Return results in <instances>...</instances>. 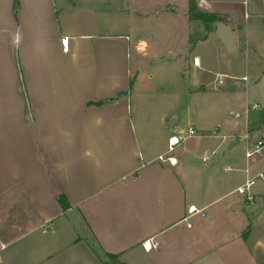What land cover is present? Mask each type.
Instances as JSON below:
<instances>
[{
	"label": "crops",
	"instance_id": "1",
	"mask_svg": "<svg viewBox=\"0 0 264 264\" xmlns=\"http://www.w3.org/2000/svg\"><path fill=\"white\" fill-rule=\"evenodd\" d=\"M195 3L232 28L233 51L189 17L188 0H0V264L23 249V264H264V184L252 201L235 191L254 163L233 138L248 119L224 138L210 131L211 149L225 143L214 164L241 172L228 188L213 165L187 169L182 145L168 154L174 134L137 127L132 115L135 65L161 34L182 39L170 61L189 71V126L207 127L220 87L259 105L250 89L264 80V1ZM180 4L182 26L170 17ZM192 205L200 211L185 219Z\"/></svg>",
	"mask_w": 264,
	"mask_h": 264
},
{
	"label": "rangeland",
	"instance_id": "2",
	"mask_svg": "<svg viewBox=\"0 0 264 264\" xmlns=\"http://www.w3.org/2000/svg\"><path fill=\"white\" fill-rule=\"evenodd\" d=\"M162 1L163 0H142L143 5L149 8L150 5H152V8H156ZM176 1L180 2L181 0ZM181 7L180 4L177 12L170 14L171 21L176 19L180 22L179 26L183 25ZM115 19L116 17L106 19L105 21L113 23ZM140 24L144 27L147 26L146 22H141ZM171 36L173 37L169 38L161 34L155 40L149 38L146 43L149 55L147 54V56H144L142 63L138 62L137 66L135 65L138 70L136 76L138 96L135 106L136 111H134L133 108L132 115L135 118L137 127L142 125L147 130L151 131V133L163 129L166 134H174L181 139L182 135L187 131L189 124L195 122L197 107L194 105L192 95L189 96L193 87L191 85V79L189 78L188 69L187 72L183 73L180 67L177 68V63L170 61V59L175 57L173 54V52L176 51L175 48L182 42L181 36L180 38L179 36L174 37V34H171ZM132 68L131 73L133 75L135 73L134 64H132ZM221 89L224 88L220 87V89L217 90L218 99L216 113L212 115L207 127H199L196 125L194 128L196 133L183 140L181 139L179 144L174 147V150L168 154H175L177 146L182 145L188 151L185 153L184 158L188 166L191 167L187 169H191L192 166H195L198 171H202L203 174L206 175V170H208L210 165H213L211 167L212 173H215L216 176L224 177L228 188H231L241 181V177L238 176L241 172L223 171L222 167L225 166L226 163L222 161L214 164V161L219 157L224 148L225 143L222 142L217 147L216 154L211 157V159L202 161L201 157L208 154L212 146L215 145L214 143L218 140V137L210 135L212 134L210 131L219 124L216 132L218 134L225 133L229 131V129H232L228 127L232 126L234 119L241 120L247 118L249 127H253L248 132V143L250 145L256 139L264 140V103L261 102L264 100V80L257 86L253 85L250 89V94L258 97L259 106L256 109H252L250 103L243 107L244 105L241 103V100L238 102L231 100L233 96H229L225 91L222 93L219 92L222 91ZM235 112L239 113L238 117H234ZM248 125H245V127ZM245 127L244 129L240 128L239 131L238 129L235 130L237 133L242 134L245 132ZM228 139H231V137L229 136ZM236 141H238V139ZM163 145L164 143L160 144L159 149H163ZM244 147L245 143L240 140L237 148L239 156L242 158ZM168 154L164 156H168ZM250 159L254 163L261 162L262 165H264V146H262L260 154L254 155ZM262 184H264V180L259 179L258 183L255 185L254 191L259 190L258 188ZM13 259H15L14 263L23 264L27 259V253L23 249V251L17 252ZM107 264H117V262L107 258Z\"/></svg>",
	"mask_w": 264,
	"mask_h": 264
},
{
	"label": "built area",
	"instance_id": "3",
	"mask_svg": "<svg viewBox=\"0 0 264 264\" xmlns=\"http://www.w3.org/2000/svg\"><path fill=\"white\" fill-rule=\"evenodd\" d=\"M262 5H264V3H262ZM243 79H246V77H243ZM259 105L254 103L252 104L250 107L252 109H255L257 108ZM239 116V113L238 112H235L234 113V117H238ZM217 127L218 125L213 129L212 133L214 135H218V136H221L222 138L225 137V135H219L216 131H217ZM196 133L195 129L192 127V126H188L187 128V131L182 135V140L191 136V135H194ZM233 138H236L238 140H241V141H244L247 145H246V148L244 150V157L246 159H250L252 156L254 155H258L261 153V148L262 146H264V140L262 139H256L253 141V143L248 144V140H249V134L248 132H244L240 135H235ZM177 136L175 135H171L169 138H168V141H167V152H171L174 150V147L179 144L180 140ZM216 154V150L215 149H211L209 151L208 154L206 155H203L202 156V160L205 161V160H208L210 157H213L214 155ZM159 159L161 160H168V161H171V157L170 156H167V157H164V155H159L158 156ZM226 169H231L230 167H227ZM245 178L243 180V182L238 185L235 189V191L240 194L245 200L247 201H252L253 198H254V186L255 184L257 183V181L259 179H262L264 178V172L260 171L257 167V164L256 163H251L249 166L245 167ZM253 171V173H251ZM188 215L185 219H187L188 217H190L192 214L194 213H197L199 212L200 210L199 209H196L193 205L192 206H189L188 209ZM188 226H190V223L187 224ZM153 244L151 242H149V240H146L144 243H143V246H145V248L149 249Z\"/></svg>",
	"mask_w": 264,
	"mask_h": 264
},
{
	"label": "trees",
	"instance_id": "4",
	"mask_svg": "<svg viewBox=\"0 0 264 264\" xmlns=\"http://www.w3.org/2000/svg\"><path fill=\"white\" fill-rule=\"evenodd\" d=\"M188 14L190 18L200 20L207 30H213L214 26L212 25V22L220 19L219 16H217L214 13L198 9L195 0H188ZM200 37H201L200 34L195 33L190 36L189 40L192 43L193 41L197 40ZM117 264H124V263H117Z\"/></svg>",
	"mask_w": 264,
	"mask_h": 264
},
{
	"label": "water",
	"instance_id": "5",
	"mask_svg": "<svg viewBox=\"0 0 264 264\" xmlns=\"http://www.w3.org/2000/svg\"><path fill=\"white\" fill-rule=\"evenodd\" d=\"M213 25L216 37L223 43L227 51H233L234 33L232 28L222 21H215Z\"/></svg>",
	"mask_w": 264,
	"mask_h": 264
}]
</instances>
